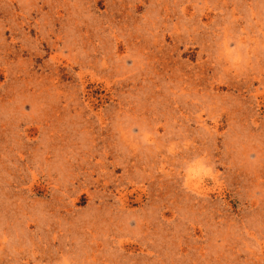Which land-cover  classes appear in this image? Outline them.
<instances>
[{"label":"rangeland","instance_id":"374dc122","mask_svg":"<svg viewBox=\"0 0 264 264\" xmlns=\"http://www.w3.org/2000/svg\"><path fill=\"white\" fill-rule=\"evenodd\" d=\"M0 264H264V0H0Z\"/></svg>","mask_w":264,"mask_h":264}]
</instances>
